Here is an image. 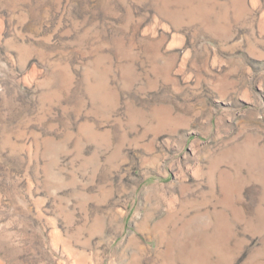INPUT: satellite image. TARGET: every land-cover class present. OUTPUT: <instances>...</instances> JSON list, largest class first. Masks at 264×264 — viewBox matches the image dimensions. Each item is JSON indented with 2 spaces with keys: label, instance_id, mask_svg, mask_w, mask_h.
Instances as JSON below:
<instances>
[{
  "label": "rangeland",
  "instance_id": "obj_1",
  "mask_svg": "<svg viewBox=\"0 0 264 264\" xmlns=\"http://www.w3.org/2000/svg\"><path fill=\"white\" fill-rule=\"evenodd\" d=\"M0 264H264V0H0Z\"/></svg>",
  "mask_w": 264,
  "mask_h": 264
}]
</instances>
